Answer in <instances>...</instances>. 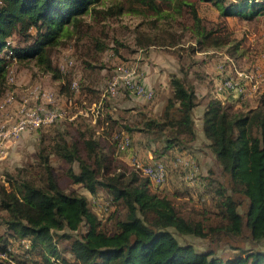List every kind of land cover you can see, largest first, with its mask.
Wrapping results in <instances>:
<instances>
[{"label":"trees","instance_id":"obj_1","mask_svg":"<svg viewBox=\"0 0 264 264\" xmlns=\"http://www.w3.org/2000/svg\"><path fill=\"white\" fill-rule=\"evenodd\" d=\"M101 1L0 0V98L7 90L9 67L14 60L7 56L6 48L15 33L25 42L13 45L17 58L37 56L44 61L46 48L78 32L84 15L96 11L95 6ZM169 1L178 7H191L192 30L201 51L219 48L230 40L218 35L220 29L203 24L196 3L212 2L223 17L249 19L264 13V0H125L109 13L127 10L160 15L165 11L160 4ZM127 3L129 8L125 7ZM229 74L225 68L223 77ZM55 76L63 78L60 74ZM185 77L172 76L173 90L160 115L140 112L124 121L111 115V128L106 131L118 143L116 135L125 132L130 137L128 150L134 148L133 135L142 134L145 147L154 155L151 161L142 159L144 162L162 161L168 165L169 160L186 157L184 151L197 140L194 109L199 99L195 83ZM261 95L260 105L246 111L235 110L232 103L211 97L204 111V132L228 185L215 178L214 167L207 174L199 171V199L207 210L222 216L225 223L207 226L186 218L170 197L152 192L148 177L135 171L129 177L124 172L113 173L112 158L103 153L100 140L94 135L88 137L82 132L83 139L72 143L54 137L49 152L46 153L47 147H41L38 153L37 173L32 171L34 164L28 163L17 166V172L7 171L0 182V208L7 212L3 220L7 230L0 234V251L8 255L0 264H264V249L237 247L240 251L224 258L215 249L201 250L179 237H208L209 231L216 236L222 232L242 235L246 228L251 239L264 240V92ZM133 119L139 123H132ZM176 149L178 152L174 153ZM52 154L69 164L72 181L84 185L92 195L100 189L107 190L110 198L97 201L107 205L101 212L122 204L124 215L116 219L115 231L102 227L100 215L91 208L85 194L69 193L60 186L50 159ZM76 161L79 172L73 167ZM29 174H37L38 179L29 178ZM238 194L248 199L245 214L239 210ZM64 239L68 242L63 249L71 253L69 257L60 248Z\"/></svg>","mask_w":264,"mask_h":264},{"label":"rangeland","instance_id":"obj_2","mask_svg":"<svg viewBox=\"0 0 264 264\" xmlns=\"http://www.w3.org/2000/svg\"><path fill=\"white\" fill-rule=\"evenodd\" d=\"M124 2L125 0H102L95 6L96 11L84 15L78 32L75 31L72 37H62L61 41L46 48L44 61L39 60L37 56L17 58L12 61L9 67L7 90L0 98V115H4L5 111L15 104L20 106L19 116L12 120L4 119L5 121H0V124L6 121L11 125L15 124L21 119L22 109L30 107H41L45 111H53L56 108L64 109L67 116L60 121L53 122L49 127L46 125L35 127L15 138L9 145L8 155L4 159L12 160V165L8 166V170H0V182L5 178L4 174L7 171L17 172V166L28 165V163L34 164L32 171L37 173L39 170H35L37 169L35 164L39 160L38 153L41 147H47L46 153H48L49 144L53 142L54 137L61 142L66 140L72 143L83 139L82 132L88 137L94 135L96 139L99 138L101 150L112 158L113 173L124 172L127 174L126 177H129L134 171L137 172L132 164L133 153L121 151L112 133L106 131L107 127L111 128L110 124L108 125L111 115L115 119L119 117L121 121H124L127 117L137 116L140 113L137 110H128L131 108L128 107L130 104L126 100L131 99L132 96L139 97L129 89L121 87L116 93L107 91L121 63L137 62L139 56H145L152 66L157 69L165 68V79L168 83H171L173 75L181 73V77L187 76L193 82L207 84L210 87L208 93L212 94L217 80L222 76L217 68L218 61H216L217 57L220 58V54L213 53V51L228 53L243 70L253 69L259 56L264 52V13L258 15L257 18L249 19L238 16L223 17L212 2L196 3L198 13L204 20L203 24L212 29H220L218 35H225L230 40L219 48H209L207 52H204V50H199L193 34L194 20L190 6L178 7L177 4L172 5L169 1L160 4L165 9L160 15L155 12L147 15L137 14L127 10L115 14L109 13L110 9H117ZM128 4L126 8H129ZM13 40L15 45L25 43L18 33H15ZM151 41L154 43L151 44ZM235 44L238 49H235ZM222 59L224 60V57ZM226 66L227 71H230V74L233 73L228 63ZM138 70L140 71L138 75L141 77V69ZM58 74L63 78H57L55 75ZM75 80L79 82L78 89L71 87ZM165 87L166 89L162 92L155 93L153 99H146L148 101L146 106L137 104L138 108H144L147 114L159 115L158 112L156 114L154 112L156 107L154 102L164 99L165 104L166 99L171 95V90L167 89L169 85ZM248 92L247 99L233 104L235 110L249 109L252 97L256 101H261L260 92H256V96L254 94L251 96V91ZM210 98H203L204 103L207 104ZM95 104L100 107L98 108L100 110ZM92 107L95 110L93 113L90 112L89 116L83 114L85 110L90 111ZM96 109L98 115H96ZM71 116H73L72 119L69 118ZM194 121L196 130L200 132L199 125L202 122L204 131V118L200 117V113H195ZM131 122L139 123L137 120ZM43 137L44 143L41 142ZM198 146L201 148L202 144ZM203 152L210 160H213L212 163L208 162V165L214 167L215 178L228 185V178L223 175L222 166L217 161L214 152L212 150V154L207 151ZM82 153L86 156L84 151ZM50 159L60 186L69 193L85 194L91 208L100 215L102 227L115 231L116 219L124 215L125 210L122 204L112 206L109 212H101L97 201L110 198L107 190L100 189L98 194L92 195L84 185L72 181L68 173L69 164L62 157L52 154ZM73 167L76 172H79L78 161L73 163ZM28 177L38 179L37 174H29ZM198 186L197 182L186 178L185 171L177 170L169 171L165 183L160 187L151 186V190L153 193L170 197L186 218L202 221L207 226H220L225 223L226 220L222 216L205 208L204 201L199 199L201 191ZM236 197L241 200L239 210L245 214L248 199L239 194ZM6 216L7 212L0 208V234L7 230V226L3 224ZM179 237L182 241L190 242L201 250L215 249L216 253L224 258L240 251L237 247L264 249V240L254 241L246 228L242 235L233 236L222 232L216 236L209 231L208 237L193 235ZM67 242L65 239L61 240L60 248L62 253L69 257L71 253L63 249Z\"/></svg>","mask_w":264,"mask_h":264},{"label":"built area","instance_id":"obj_3","mask_svg":"<svg viewBox=\"0 0 264 264\" xmlns=\"http://www.w3.org/2000/svg\"><path fill=\"white\" fill-rule=\"evenodd\" d=\"M7 56L17 59L16 51L13 48L11 40H8L7 44ZM233 73L226 76L217 86V91L222 92L225 90L236 91L241 96H246L248 91L258 89L261 82H264V76L259 74L258 70L253 69H240L233 59L229 58ZM65 65V64H64ZM223 70L226 68L225 65L221 66ZM61 69V68H60ZM62 70V69H61ZM74 89L79 88V82L74 81L72 83ZM121 87L129 89L132 93L137 96H142L146 99H151L154 96V91L144 86L138 79V75L135 68H129L127 66H119L114 76V79L110 82L107 91L116 93ZM97 109L100 108L98 105ZM96 109V115L98 111ZM23 113L21 119L15 124L11 123L0 124V163L7 157L8 148L15 138L20 137L24 132L33 130L35 127L42 125L52 124L53 122L59 121L67 116V112L64 109H54L53 111H45L43 108L22 109ZM100 110V109H98ZM94 107L90 111L85 110L84 115L89 116L90 112H94ZM119 140L118 146L121 151L128 150L130 146V137L122 132L116 135ZM178 166H181L185 170L186 178L188 180L196 182L197 175L199 174V165L193 159L185 156H178L176 159ZM132 164L134 169L143 176L150 179L151 184L154 187H160L163 185L169 174V167L165 162L154 161L144 162L138 157H132ZM100 210L107 209V205L98 204ZM8 255L6 252L0 251V260L7 259ZM19 264V263H15Z\"/></svg>","mask_w":264,"mask_h":264},{"label":"crops","instance_id":"obj_4","mask_svg":"<svg viewBox=\"0 0 264 264\" xmlns=\"http://www.w3.org/2000/svg\"><path fill=\"white\" fill-rule=\"evenodd\" d=\"M231 17H235V16H231ZM12 39H10L11 42H12V45H15L14 40H12ZM204 52H207V51L204 50ZM213 53L220 54V58L217 57L216 61H218L217 62V65H218L217 68L220 71L222 76H221V78H219L217 80L218 82L216 81L217 83H216L215 87L213 88L214 91L212 90V94L213 95L211 93L210 94L208 93L210 87H208L207 84L194 81V83L196 85V91H197L198 99H199V104L194 109V115H195V113L196 114L200 113V117H203L204 111L206 109V104L204 103V99L206 97H216V98L221 99L224 102H228V103H232V104H238L240 102V100H238V99H239V97H241L240 96L241 94L236 92V91H229V90H225V91H222V92H218L217 91L218 84L224 78L223 77V71H225V69L223 70V68L221 66L225 65V67L227 68V66H226L227 63L231 66L229 58L230 59H233V58L230 55H228V53L227 54L226 53H221V51H213ZM216 54H215V56H216ZM222 57H224L225 61L222 59ZM138 58L139 59H138L137 62H124V63H121L119 66L120 67L121 66H127L129 68H135L136 72H137V75L140 72L138 70L140 68L141 69V74H140L141 77L138 75V79H139V81H141V83L144 86H146L148 89H152L154 91V96H155V92L159 93L160 91L162 92L163 90H165L166 89L165 86H167V85H169V87L167 88L168 90L169 89L171 91L173 90V87L171 86V83L170 82L168 83V81H166V79H165V76H166L165 71L166 70H165L164 67H161V68L157 69L155 66H152V64H150L145 59V56H141V57L139 56ZM171 59H173V57ZM234 61L236 63V60H234ZM196 63L201 64L199 62H196ZM236 65H237V63H236ZM253 68L257 69L259 74H261V76H264V52L261 54V56H259L258 61L255 63V66ZM176 75L177 76H181V73H177ZM57 82H59V81H57ZM63 83H64V81H63ZM256 92L257 93L260 92V94H262L264 92V82L260 83V85L258 86V89L251 90V96H254ZM249 94L250 93L248 92V95ZM104 95L105 94H103V96ZM243 98L247 99V95L245 97H243ZM151 99H148V100H151ZM126 102H128V104H130V105H128V107H130L132 109V111L133 110H137L139 112L147 113L144 108L140 109V108H138V105H137V104H142L143 106H146L148 104V101L146 100V98H144L142 96H139V97L132 96L131 99L126 100ZM154 104L156 105V107L154 109L155 114H156V112H158V114L160 115L161 112H162L163 106H164V99H160L159 101L154 102ZM259 105H260V102L256 101V99H253V97H252L251 98V107L255 108V107L259 106ZM19 109H20V106H17L15 104L12 105L11 109L6 110L4 115H0V121H2L4 119L5 120H8V119L12 120L13 118L18 117L19 116L18 115ZM149 114H151V113H149ZM156 116H158V115H156ZM69 118L72 119L73 116H71ZM201 121H202V119H201ZM49 125L50 124H48L46 126L49 127ZM46 126H44V127H46ZM199 131L200 132H198L196 130L197 140L194 143L193 147L188 149V150H186V151H184V153H185L186 157H189V158L193 159L194 161H196V163H198L200 165L199 166L200 167L199 171H201L204 174H207L209 172L210 167H211V166L209 167L208 162L212 163L213 160L212 159L210 160V158H208L205 155V152H203V151H207V152L212 154L211 148L209 147L210 140L206 137V135H205V133L203 131L202 122H201V125H199ZM25 134L28 135L27 133H25ZM133 140H134V146H133L134 148H132L131 150H126V151H128L131 154H132L131 151H133L134 155L132 154V157H138L141 160L144 159V160L151 161L153 159L154 155L148 148L145 147V145H144L145 138L142 136V134H134L133 135ZM198 144H202L201 148H199ZM201 149H204V150L201 151ZM176 152H178L177 149L175 150L174 153H176ZM176 159H177V157L175 159H173V160H169L168 161L169 171H171V172H174V170H176V169L177 170L182 169L181 166L177 165ZM198 160H199V162H198ZM12 162L13 161L9 160V158L4 160V161H2L0 163V166H2V165L3 166L1 167L0 170H2V169L3 170L4 169L8 170L9 169L8 166L12 165ZM179 176H181V174H179Z\"/></svg>","mask_w":264,"mask_h":264}]
</instances>
